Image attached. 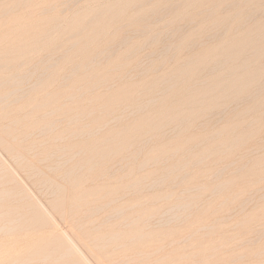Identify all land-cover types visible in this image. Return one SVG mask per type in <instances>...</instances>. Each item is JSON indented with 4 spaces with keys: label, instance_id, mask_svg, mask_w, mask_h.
<instances>
[{
    "label": "rangeland",
    "instance_id": "374dc122",
    "mask_svg": "<svg viewBox=\"0 0 264 264\" xmlns=\"http://www.w3.org/2000/svg\"><path fill=\"white\" fill-rule=\"evenodd\" d=\"M263 233L264 0H0V264H264Z\"/></svg>",
    "mask_w": 264,
    "mask_h": 264
},
{
    "label": "bare ground",
    "instance_id": "6f19581e",
    "mask_svg": "<svg viewBox=\"0 0 264 264\" xmlns=\"http://www.w3.org/2000/svg\"><path fill=\"white\" fill-rule=\"evenodd\" d=\"M28 1H30V0H28ZM90 2V1H89ZM81 6V5H80ZM90 7V6H89ZM71 10V9H70ZM86 10V9H85ZM52 11V10H51ZM56 29V28H55ZM262 35V34H261ZM165 37V36H164ZM258 38V37H257ZM75 45V44H74ZM158 59V58H157ZM34 73V72H33ZM31 79V78H30ZM14 82V81H13ZM32 85V84H31ZM31 89V88H30ZM18 91V90H17ZM7 95H10V94H7ZM5 98V97H4ZM7 98V97H6ZM22 99V98H21ZM70 99V98H69ZM149 102V101H148ZM8 105V104H7ZM221 114V113H220ZM48 116V115H47ZM113 121V120H112ZM52 126V125H51ZM4 129V128H3ZM44 131V130H43ZM45 132V131H44ZM164 136V135H163ZM33 157V156H32ZM247 163V162H246ZM143 165V164H142ZM125 168V167H124ZM225 169V168H224ZM73 173V172H72ZM219 178V177H218ZM161 181V180H160ZM180 183V182H179ZM150 188V187H149ZM215 189V188H214ZM216 190V189H215ZM135 191V190H134ZM214 191V190H213ZM217 191V190H216ZM51 196V195H50ZM251 203V202H250ZM183 207V206H182ZM132 208V207H131ZM177 208V207H176ZM184 208V207H183ZM98 209V208H97ZM179 209V208H178ZM95 210V209H94ZM173 210V209H172ZM177 211V210H176ZM240 212V211H239ZM115 214V213H114ZM140 214V213H139ZM162 216V215H161ZM173 216V215H172ZM117 217V216H116ZM174 217V216H173ZM109 218V217H108ZM177 219V218H176ZM133 221V220H132ZM170 222V221H169ZM106 223V222H105ZM212 223H214V222H212ZM258 232H260V231H258ZM264 234V233H263ZM36 236V235H35ZM260 236H262V234L260 235ZM47 237V236H46ZM107 237V236H106ZM138 238V237H137ZM136 238V239H137ZM257 240V239H256ZM258 241V240H257ZM47 242V241H46ZM246 242V241H245ZM171 243V242H170ZM247 243V242H246ZM254 243V242H253ZM65 244L63 243V245H60L61 247L62 246H64ZM68 248H70V247H68ZM43 250V249H42ZM162 250V249H161ZM69 251V250H68ZM30 252V251H29ZM35 252V251H34ZM157 252V251H156ZM31 253V252H30ZM33 253V252H32ZM71 254V253H70ZM69 254V255H70ZM31 255V254H30ZM68 255V256H69ZM8 256V255H7ZM23 256V255H22ZM134 256V255H133ZM254 256V255H253ZM4 257V256H3ZM41 257H43V256H41ZM46 257V256H45ZM144 257V256H143ZM146 259V258H145ZM148 259V258H147ZM1 262H3V261H1ZM17 262V261H16ZM16 262H15V264H16ZM54 262V261H53ZM14 263V262H13ZM2 264V263H1ZM22 264V263H21ZM75 264V263H74ZM80 264V263H79ZM124 264H126V263H124Z\"/></svg>",
    "mask_w": 264,
    "mask_h": 264
}]
</instances>
